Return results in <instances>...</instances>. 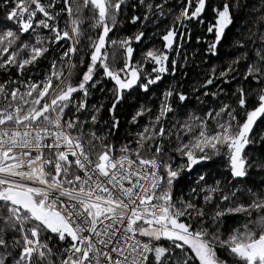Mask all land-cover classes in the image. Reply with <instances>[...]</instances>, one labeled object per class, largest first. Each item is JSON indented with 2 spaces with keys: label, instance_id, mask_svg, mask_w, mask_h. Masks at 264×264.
I'll use <instances>...</instances> for the list:
<instances>
[{
  "label": "snow or ice",
  "instance_id": "obj_1",
  "mask_svg": "<svg viewBox=\"0 0 264 264\" xmlns=\"http://www.w3.org/2000/svg\"><path fill=\"white\" fill-rule=\"evenodd\" d=\"M258 120L264 0H0V264H264Z\"/></svg>",
  "mask_w": 264,
  "mask_h": 264
},
{
  "label": "trees",
  "instance_id": "obj_2",
  "mask_svg": "<svg viewBox=\"0 0 264 264\" xmlns=\"http://www.w3.org/2000/svg\"><path fill=\"white\" fill-rule=\"evenodd\" d=\"M125 27V29H127V25H125L124 26ZM162 27V26H161ZM234 31H235V29H234ZM194 34H195V30H194ZM192 46H193V48H195L196 47V44H195V39L193 38V41H192ZM189 51L191 52L192 50L191 49H189ZM228 49L227 48H225L224 50H223V53H228ZM224 58H226V56L225 55H222V57H221V59H224ZM217 61H213V63H216ZM198 64H200V60H199V58L197 57V58H195V60H194V62L191 64V68L192 69H196V65H198ZM193 75V72L192 71H190L189 72V76L191 77ZM260 131H264V120H261L259 123H258V125H257V128H256V133H259ZM262 154H264V148H261L260 150H259ZM253 175L255 176V178L258 180L259 179V175L260 174H258V173H256L255 171L253 172ZM228 223L229 224H231L232 223V220L231 219H229V221H228Z\"/></svg>",
  "mask_w": 264,
  "mask_h": 264
},
{
  "label": "water",
  "instance_id": "obj_3",
  "mask_svg": "<svg viewBox=\"0 0 264 264\" xmlns=\"http://www.w3.org/2000/svg\"><path fill=\"white\" fill-rule=\"evenodd\" d=\"M260 121H261V120H258L257 124H256L255 127H254V131H256L257 125H258V123H259Z\"/></svg>",
  "mask_w": 264,
  "mask_h": 264
},
{
  "label": "bare ground",
  "instance_id": "obj_4",
  "mask_svg": "<svg viewBox=\"0 0 264 264\" xmlns=\"http://www.w3.org/2000/svg\"><path fill=\"white\" fill-rule=\"evenodd\" d=\"M255 132V131H254Z\"/></svg>",
  "mask_w": 264,
  "mask_h": 264
}]
</instances>
